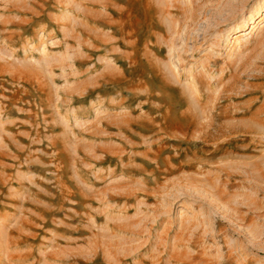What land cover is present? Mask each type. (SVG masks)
I'll return each instance as SVG.
<instances>
[{"label": "rangeland", "instance_id": "rangeland-1", "mask_svg": "<svg viewBox=\"0 0 264 264\" xmlns=\"http://www.w3.org/2000/svg\"><path fill=\"white\" fill-rule=\"evenodd\" d=\"M0 264H264V0H0Z\"/></svg>", "mask_w": 264, "mask_h": 264}, {"label": "bare ground", "instance_id": "bare-ground-1", "mask_svg": "<svg viewBox=\"0 0 264 264\" xmlns=\"http://www.w3.org/2000/svg\"><path fill=\"white\" fill-rule=\"evenodd\" d=\"M156 56L158 57V58H154V60H152L151 59V63H152V65L151 66H153L154 67V69L156 70V71H158V72H160L161 74H163V76H164V78H165V80H167V81H170V82H174V80H175V78L176 79H178V76H177V74H176V72L173 70V68L171 67L172 66V64H166V63H161V61H160V58H159V56H160V53L158 54H156ZM173 56V55H172ZM127 57V56H126ZM130 57H132V56H130ZM134 57V56H133ZM147 57H149V56H147ZM135 58V57H134ZM150 60V59H149ZM116 61V60H115ZM113 62H114V60H113ZM135 62V61H134ZM159 63V64H157V63ZM110 64V63H109ZM119 70V69H118ZM111 71V70H110ZM109 77V76H108ZM117 77V76H116ZM177 83V82H176ZM184 91H187L188 93H192V94H194V93H196V92H198V91H200V81H199V79L196 77H193L192 78V81H191V84L189 85V87H188V89H186V88H184L183 89ZM183 91V92H184ZM149 92V94H148V97H151V96H153V95H155V94H153V92H151V91H148ZM157 95V94H156ZM160 107L161 106H157V109H160ZM163 116V115H162ZM157 116H155V118H156ZM153 119V118H152ZM165 122V121H164ZM160 124V123H159Z\"/></svg>", "mask_w": 264, "mask_h": 264}]
</instances>
